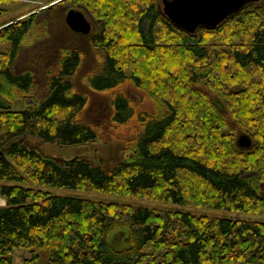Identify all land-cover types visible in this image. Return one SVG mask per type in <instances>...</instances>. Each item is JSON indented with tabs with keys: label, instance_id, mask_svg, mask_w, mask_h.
Here are the masks:
<instances>
[{
	"label": "trees",
	"instance_id": "obj_1",
	"mask_svg": "<svg viewBox=\"0 0 264 264\" xmlns=\"http://www.w3.org/2000/svg\"><path fill=\"white\" fill-rule=\"evenodd\" d=\"M110 1L60 0L89 14L87 36L62 23L54 43L37 14L0 30V264H17V250L31 254L22 264H264V0L196 34L175 28L160 0ZM37 45L48 49L43 78L17 72ZM129 86L152 104L138 110ZM100 96L109 110L91 118ZM31 182L258 219L54 197Z\"/></svg>",
	"mask_w": 264,
	"mask_h": 264
},
{
	"label": "rangeland",
	"instance_id": "obj_2",
	"mask_svg": "<svg viewBox=\"0 0 264 264\" xmlns=\"http://www.w3.org/2000/svg\"><path fill=\"white\" fill-rule=\"evenodd\" d=\"M97 1L100 3L105 2L106 4L107 2L111 3L110 0H97ZM59 2L60 0H16V1H11L9 3L4 2L0 5V9L5 11L2 17H0V30L2 29V26L4 25L8 26L12 23L20 22L24 19L27 20L33 14H37L39 21H41L44 18L48 20L49 33L52 36L51 39H53L54 43H57L55 41H59L58 39L62 40L63 38H65L61 35V33H64V31L59 30V24L61 25L62 23L66 24V18L72 10H80L84 12L88 17H90L89 14L85 10L79 7H68V5H65V4L61 5L59 4ZM160 4H161L160 7L163 9V12H164L163 0H160ZM52 8L53 10H51ZM44 11H47V12H44ZM118 11H119L118 9L113 10L114 15L111 16L112 19L117 18L116 14ZM66 35L69 37L71 36L69 33H67ZM72 35H75V34H72ZM44 44L46 45V43ZM39 45H42V44H39ZM39 45L29 47L27 49H24L21 52L18 62L16 64L17 72H21L25 70H32L37 78H43L44 74L39 69L40 65L37 66L36 64L42 61L41 60L42 54L43 52L44 53L48 52V49L47 51H44L43 49H46L44 48L45 45H43L42 47H40ZM166 46H167L166 43H164L161 45V48H165ZM160 55H162V52L160 53ZM141 56L144 57V59L142 60V63L143 61L144 63L145 61H148L146 60L147 58L144 56V53L141 54ZM86 65H87V62H86ZM146 65H149V64H146ZM78 81H79V78H77V82ZM160 88L163 91V95H164V92L167 91V86L162 84ZM125 92L132 99L134 104L137 106V109L140 111L145 110L152 104V101H151L152 98L145 91L136 89L133 86H129L125 89ZM93 99H96V101L91 100L90 106L87 109L88 115H90L91 118H94V116H96L95 118H97L96 114H98V111L100 109H101L100 111L102 112V114L104 113L106 114L109 110L108 100L106 99V97L100 96L99 98L95 97ZM24 104H25L24 100H18L14 103V109L16 111H22L23 107L25 106ZM102 108L104 110H102ZM102 114H99V116ZM42 148L44 149L46 153L54 154L62 159L74 158L76 157V155H83L85 153L84 150L82 151V150H73V149H61V148H57L54 146H45V147L42 146ZM30 187L36 190L42 191L44 193H48L54 197L79 198V199L95 201V202H103V203L117 204V205H128L136 209L143 208V209H149V210H164V211H171V212L188 213L195 217H206L209 219H223V218H230V219L244 218V219H249V220L258 219L255 217L230 214L224 211L206 210V209L194 207L191 205H175L172 203H164V202H159V201L140 200V199L125 197V196L115 195V194H103V193H99L95 191H83V190L43 187V186H37L36 184H33L32 182L30 183ZM2 204L3 202L0 201V207H5L7 203L4 206ZM30 258H31V254L28 251H23V250L16 251L15 260L17 264H22L24 260H27ZM38 264H47L45 256L41 257Z\"/></svg>",
	"mask_w": 264,
	"mask_h": 264
},
{
	"label": "water",
	"instance_id": "obj_3",
	"mask_svg": "<svg viewBox=\"0 0 264 264\" xmlns=\"http://www.w3.org/2000/svg\"><path fill=\"white\" fill-rule=\"evenodd\" d=\"M260 0H163L164 14L180 31L196 34L200 29L214 30L219 28L247 6ZM68 27L75 33L88 35L92 23L80 10H72L67 18ZM238 148L249 150L253 146L250 136L237 137Z\"/></svg>",
	"mask_w": 264,
	"mask_h": 264
},
{
	"label": "crops",
	"instance_id": "obj_4",
	"mask_svg": "<svg viewBox=\"0 0 264 264\" xmlns=\"http://www.w3.org/2000/svg\"><path fill=\"white\" fill-rule=\"evenodd\" d=\"M0 201L3 202V206L6 204V202L3 200V198L0 197Z\"/></svg>",
	"mask_w": 264,
	"mask_h": 264
}]
</instances>
